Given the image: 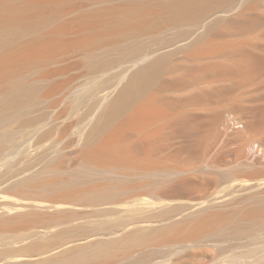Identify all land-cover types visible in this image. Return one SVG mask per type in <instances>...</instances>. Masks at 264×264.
I'll return each mask as SVG.
<instances>
[{
  "label": "rangeland",
  "instance_id": "1",
  "mask_svg": "<svg viewBox=\"0 0 264 264\" xmlns=\"http://www.w3.org/2000/svg\"><path fill=\"white\" fill-rule=\"evenodd\" d=\"M248 1L227 0L190 20L170 22L148 17L135 28L118 33L106 29L108 15L120 8L143 11L137 5L141 0H61L47 6L45 19L20 37V61L9 68L4 66L0 76V260L21 253L31 255V263L25 264H231L238 258H264V226L252 223L244 224L237 233L221 231L204 238L195 248L147 242L171 221L190 212V205L196 202L257 199L251 190L232 186L236 183L232 175L257 176L263 168H245L239 160L243 159L235 156L242 141L250 138L256 148L260 141L250 129H244L248 118L238 119L243 111L234 110L235 103L230 105V100L229 105L228 101L222 104L227 106L226 121L220 128L214 121L209 125L206 143L197 148L187 164L194 186L173 190L162 182L169 179L165 173L127 177L90 169L86 172L80 163L81 145L101 106L139 64L164 52L170 54L173 64L183 62L186 46L215 18L235 16ZM5 2L0 0V6ZM254 14L264 17V0ZM257 29L253 37L251 32L236 35L263 43L264 25ZM236 35L231 37L236 39ZM172 70L166 72L165 79L182 74L181 70L174 74ZM257 83L239 90L244 99L237 101L241 104L243 100V107L257 105L258 98L261 102L264 78ZM17 85L28 92L13 101L11 92ZM192 92L189 88L166 93L180 96ZM203 110L198 112L212 109ZM209 113L214 115L215 110ZM176 141L171 149L178 147ZM262 150L258 153L264 155ZM58 176L72 179L74 189L84 188L89 181L104 183L115 178L130 185L136 183L138 188L101 199L80 197L66 202L70 207L58 210L33 204L23 211L28 215L17 217L19 220L5 213L12 199L55 203L58 192L20 189L28 177L44 181ZM144 199H151L154 205H143ZM31 219L35 223L31 224ZM46 229L49 234L39 233ZM128 233L130 239L125 240ZM29 244L32 248L26 250Z\"/></svg>",
  "mask_w": 264,
  "mask_h": 264
},
{
  "label": "bare ground",
  "instance_id": "2",
  "mask_svg": "<svg viewBox=\"0 0 264 264\" xmlns=\"http://www.w3.org/2000/svg\"><path fill=\"white\" fill-rule=\"evenodd\" d=\"M59 1L61 0H6L0 6V54L3 56L0 59V76L4 72V66L9 68L10 65L13 66L20 61L18 44L21 35L45 19L49 4ZM226 1L141 0L137 5L143 11L138 8L140 11L130 12L120 8L122 11L119 9L112 15L109 14L108 16L111 17L106 20L107 24L104 23L109 33H118L123 29L135 28L148 17L158 16L170 22L196 19ZM261 2L263 0H249L235 16L215 18L203 33L186 46L183 62L173 64L170 54L164 52L139 64L118 87L115 94L101 106L81 145L82 170L85 168L96 172H112L127 177L136 173H144L147 174L146 176L165 173L169 179L162 182L174 190L196 184L187 164L194 157L197 148L206 143L209 125L214 121L213 123L219 127L226 121L227 106H223L227 104L226 101L230 100V105L235 103L232 108L243 111V115L237 116L238 119L248 118V122L244 121L246 123L243 128L253 132L250 131L255 139H259V145L256 148L250 138L240 141L235 156L237 160L243 159L242 161L239 159L241 166L250 169L260 167L263 168V173L257 176L234 174L232 176L236 183L232 186L251 190L252 194H256L257 199L253 202H245L246 198L241 197L239 200L240 197H236L234 200L216 203L202 201L191 204L190 212L178 220L171 221L172 223L162 229V232L149 237L147 239L149 243L179 244L182 247L195 248L204 238L221 231L237 233L246 223L264 226V155L258 153L259 149H264V96H260L262 97L260 103L257 102L259 99L257 96V105L251 106L252 101L251 105L249 104L251 107H243L241 105L243 100L241 104L237 101L240 98L239 90L253 86L264 78V40L261 43L251 39L252 32L254 34L257 28L264 25V17L254 14V9H257ZM245 33H250L252 37L239 39L236 35ZM232 35H236L237 38H232ZM170 69H173L171 73L181 70L182 74L165 79ZM189 88H192L193 92L185 95L166 93ZM27 92L25 87L17 85L12 89L10 98L18 101ZM242 98L244 99L241 96L240 99ZM200 109H214L215 114L209 113L212 110L208 113L203 110L204 114H202L198 112ZM176 140H179L178 147L171 149L174 143H177ZM87 170L86 172H89ZM62 177H53L44 181L36 178L28 179V177L22 181L23 185L20 189L22 192L34 189H50L58 192L55 193L53 200L57 203L32 202L15 198L16 200L12 199L4 210L5 213L13 214L14 219L17 217L20 219L25 214L28 215L24 213L25 208L32 207L33 204L58 210L70 207L71 205L66 202L80 197L90 196L91 199H101L116 192H127L138 188L136 183L130 185L115 178L104 183L89 181L90 184L89 182L85 184L88 185L87 187L74 189L73 180ZM142 204L152 206L154 202L151 199H144ZM27 215L26 217H29ZM33 223L35 220L31 221V224ZM39 233L45 235L50 232L46 229ZM127 237L125 240L130 239L129 233ZM29 247L30 244L27 248L25 246L26 250H29ZM101 251L97 252L101 253ZM30 257L31 255L26 253L12 255L1 259L0 264L31 263ZM231 264H264V258H238Z\"/></svg>",
  "mask_w": 264,
  "mask_h": 264
}]
</instances>
